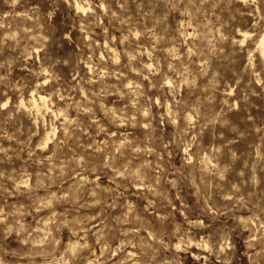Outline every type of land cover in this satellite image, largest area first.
Instances as JSON below:
<instances>
[{"label": "rangeland", "instance_id": "1", "mask_svg": "<svg viewBox=\"0 0 264 264\" xmlns=\"http://www.w3.org/2000/svg\"><path fill=\"white\" fill-rule=\"evenodd\" d=\"M79 1L0 0V264H264V0Z\"/></svg>", "mask_w": 264, "mask_h": 264}, {"label": "bare ground", "instance_id": "2", "mask_svg": "<svg viewBox=\"0 0 264 264\" xmlns=\"http://www.w3.org/2000/svg\"><path fill=\"white\" fill-rule=\"evenodd\" d=\"M76 5H77V8H78V9L86 10V5L83 4L81 1L77 0ZM187 32H188V31H187ZM245 35H247V33H245ZM258 47H259V49H260V51H261L262 56L264 57V32H263V34L261 35V38H260V40H259ZM38 94H39V93H38ZM48 99H49V98H48ZM48 99H47V96L44 95V94H39V95L32 94V97H31V104H32L37 110L41 111V110H42V105H41V104H45L46 101H47ZM45 105H46V104H45ZM47 105H48V103H47ZM47 105H46V106H47ZM48 106H49V105H48ZM43 107H45V106H43ZM49 108H50V107H49ZM49 108H48V109H49ZM46 109H47V107H46ZM39 111H38V112H39ZM57 113H58V112H57ZM52 130H53V129H52ZM52 130H51V131H52ZM49 138H50V134L48 135V137H47V139H46V144H47ZM92 262H93V261H92ZM93 264H94V263H93Z\"/></svg>", "mask_w": 264, "mask_h": 264}]
</instances>
